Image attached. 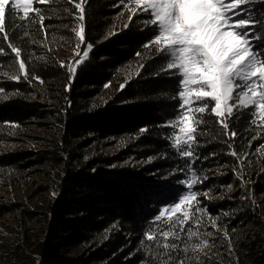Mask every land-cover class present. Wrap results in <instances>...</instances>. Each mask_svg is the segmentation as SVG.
Masks as SVG:
<instances>
[{
    "label": "trees",
    "instance_id": "16d2710c",
    "mask_svg": "<svg viewBox=\"0 0 264 264\" xmlns=\"http://www.w3.org/2000/svg\"><path fill=\"white\" fill-rule=\"evenodd\" d=\"M74 3L34 0L41 11L26 19L8 10V38L0 33V264H167L157 258L162 245L145 233L163 241L158 228L170 222L167 214L163 224L155 217L186 191L177 181L190 175L179 170L185 158L170 147L173 130L159 126L175 119L177 101L167 78L156 75L160 57L141 47L151 29L141 30L140 16L129 23L120 0H87L85 35L94 47L69 81L60 62L75 56ZM248 6L259 20L264 4L251 0ZM9 44L21 51L28 80L9 79L19 70ZM251 119L248 110L233 116L230 130L239 134L229 139L216 117L204 115L194 149L207 159L190 161L203 181L193 191L217 189L221 197H198L208 213L199 239L209 245L193 250L199 239L187 240L186 233L168 238L180 248L171 253L174 264H264V224L249 205L237 214L239 196L232 192L244 187L256 205L264 196V132ZM141 128L148 131L141 134ZM233 150L242 164L229 154ZM240 222L249 225L242 229Z\"/></svg>",
    "mask_w": 264,
    "mask_h": 264
},
{
    "label": "snow or ice",
    "instance_id": "6c2138e0",
    "mask_svg": "<svg viewBox=\"0 0 264 264\" xmlns=\"http://www.w3.org/2000/svg\"><path fill=\"white\" fill-rule=\"evenodd\" d=\"M39 3H49L50 0H38ZM74 3V0H69ZM128 11L127 20L133 21V17H142L141 30L151 29V37L141 47L148 50L149 55L160 57L157 76H165L171 85V96L175 99L174 105L177 114L175 119L167 121L160 127H168L171 133L170 147L175 154L183 159L179 170H186L190 175L177 181L186 191L173 198V203L161 208L155 217V222L165 223L162 220L167 214L170 226L167 229H159L163 241L156 239L157 233L146 232L147 241L154 242L163 253L158 252L157 258L161 262L174 264L172 251H179V245L169 244L170 236L180 239V233H186L187 240L199 239L202 227V219L208 215L205 207L198 200V196H209V190L193 188L203 181L193 170L190 161L207 159L198 157L194 144L199 126L206 123L204 115L216 117L214 123H218L228 135L229 139L238 136L237 131L230 130V120L233 116L237 119L248 110L252 119V125H257L264 132V12L261 18H256V9L249 7L251 0H120ZM264 4V0H256ZM87 0L74 3L79 15L77 29H73L78 38L75 47V56L71 63L60 62L61 68H67L69 81L78 74L81 66L89 60L93 50V44L86 41L85 35V4ZM134 5V6H130ZM11 10L21 19L28 18L39 8L33 7V0H0V33H5L6 15ZM43 25L44 17L39 16ZM128 23L124 24L127 28ZM115 34V33H112ZM83 46V47H82ZM11 51L15 53V60L19 64L18 73L9 76V79L19 80L22 75L24 80L29 79L26 64L21 59V51L9 44ZM2 51V50H0ZM137 57L143 53L137 52ZM144 65L140 64L139 68ZM139 75V72H137ZM40 80L39 77H32ZM40 83H43L40 80ZM110 85L105 84V88ZM125 83L120 84L123 89ZM239 113V115H237ZM15 126V125H13ZM148 131L141 128L139 132ZM264 138V137H262ZM253 139H256L254 136ZM251 142L249 141V144ZM231 148L232 145L229 144ZM260 150H264L261 146ZM242 164L240 154L234 150L229 153ZM213 155H215L213 153ZM152 158H149L151 162ZM204 179H207L205 176ZM55 195V194H53ZM178 199V202H177ZM179 212V216L175 214ZM175 216V220L172 217ZM213 228H216L215 219L211 218ZM179 222L180 232H175L176 223ZM116 227V225H113ZM205 235L211 236V232ZM207 239H199L198 244H193V250L209 245ZM188 249L185 242L184 250ZM179 260V257L175 258ZM179 264H184L179 260Z\"/></svg>",
    "mask_w": 264,
    "mask_h": 264
},
{
    "label": "rangeland",
    "instance_id": "374dc122",
    "mask_svg": "<svg viewBox=\"0 0 264 264\" xmlns=\"http://www.w3.org/2000/svg\"><path fill=\"white\" fill-rule=\"evenodd\" d=\"M34 1V0H33ZM23 13V12H22ZM261 167H264V166H261ZM243 188H235L232 192H238V208H236V213L239 214V212H243V206H250L249 209H250V212H254L255 214H259L260 215V218L259 221L262 222L264 224V196H259L258 197V200H257V205H256V201L255 200H252V198H254L252 195L251 197L248 196V194L245 192V190H243ZM217 189H215L212 193H209V196L208 197H205L204 195H200L198 197H204V199H210L211 201H214V200H217L221 197L220 193H216ZM235 199V198H234ZM211 218L215 217L214 215L213 216H210ZM216 218V217H215ZM215 223H216V226H217V223H218V219L216 218L215 219ZM212 224V220L210 219V225ZM249 223H243V222H240V225H239V228L242 227V229H246L248 227ZM212 230L214 232H216L218 230V226L216 228H213L212 227ZM219 230H221L219 228ZM236 235H240V232L237 231L235 232ZM238 237V236H237Z\"/></svg>",
    "mask_w": 264,
    "mask_h": 264
}]
</instances>
